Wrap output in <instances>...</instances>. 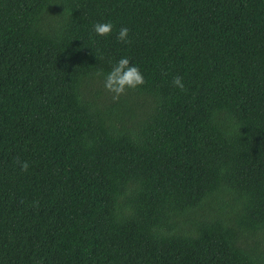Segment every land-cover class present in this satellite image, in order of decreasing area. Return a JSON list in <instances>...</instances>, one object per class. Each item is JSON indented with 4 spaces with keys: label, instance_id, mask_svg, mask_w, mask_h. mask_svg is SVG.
<instances>
[{
    "label": "trees",
    "instance_id": "obj_1",
    "mask_svg": "<svg viewBox=\"0 0 264 264\" xmlns=\"http://www.w3.org/2000/svg\"><path fill=\"white\" fill-rule=\"evenodd\" d=\"M0 264H264V0H0Z\"/></svg>",
    "mask_w": 264,
    "mask_h": 264
},
{
    "label": "clouds",
    "instance_id": "obj_2",
    "mask_svg": "<svg viewBox=\"0 0 264 264\" xmlns=\"http://www.w3.org/2000/svg\"><path fill=\"white\" fill-rule=\"evenodd\" d=\"M114 25L111 22H97L94 26L96 34L106 37L112 34ZM129 31L127 27H122L118 33V39L123 43H130L128 39ZM101 73H98V75ZM146 83L140 69L131 63L128 57H122L116 62L112 70L105 76L104 87L113 94V99H119L123 94H126L129 89H136ZM173 84L182 91H186V86L183 77L177 75L173 78ZM17 164L20 165L21 170L27 172L30 165L27 161H20L17 159ZM38 204V202H36Z\"/></svg>",
    "mask_w": 264,
    "mask_h": 264
}]
</instances>
